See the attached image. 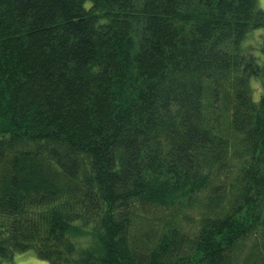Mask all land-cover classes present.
Listing matches in <instances>:
<instances>
[{"label":"trees","instance_id":"trees-1","mask_svg":"<svg viewBox=\"0 0 264 264\" xmlns=\"http://www.w3.org/2000/svg\"><path fill=\"white\" fill-rule=\"evenodd\" d=\"M260 29L258 0H0V264H264Z\"/></svg>","mask_w":264,"mask_h":264},{"label":"rangeland","instance_id":"rangeland-1","mask_svg":"<svg viewBox=\"0 0 264 264\" xmlns=\"http://www.w3.org/2000/svg\"><path fill=\"white\" fill-rule=\"evenodd\" d=\"M258 6L261 10L264 11V0H258ZM263 37H264V29H260L257 31H253L250 33V35L248 36V38L246 39V41L244 42L243 45H245V43L251 45H254L251 51L253 53V55L255 56H259L260 55V48L262 45V41H263ZM256 45H258V47H256ZM252 48V47H251ZM257 88V97L259 95H261V90L259 88V86H256ZM199 212V209H197L196 207L193 210H190L187 212V215H189V217H191L192 219H196L197 215ZM184 226L186 228H190V224L185 222ZM4 264H9V263H13V264H50L47 260L41 259L40 257H38L36 255V253L34 251H28L25 253H20V254H16L14 256V258L12 259V261H6L3 260Z\"/></svg>","mask_w":264,"mask_h":264}]
</instances>
